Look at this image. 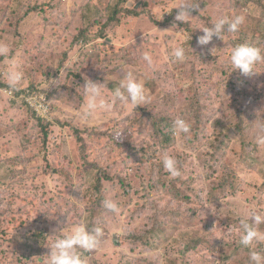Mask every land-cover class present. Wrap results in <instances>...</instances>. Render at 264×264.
Returning <instances> with one entry per match:
<instances>
[{"label": "rangeland", "instance_id": "obj_1", "mask_svg": "<svg viewBox=\"0 0 264 264\" xmlns=\"http://www.w3.org/2000/svg\"><path fill=\"white\" fill-rule=\"evenodd\" d=\"M117 1L0 0V43L9 48L0 55V81L8 86L6 73L15 65L24 76L18 88L37 85L49 94L68 86L84 97L69 105L49 99L52 115L40 110V117L21 100L0 94V264H47L54 235L79 223L103 229L97 249L79 250L85 264H250L252 249L239 243L237 229L249 209L264 214V145L255 142L256 123L264 118V65L252 76L232 71L229 46L220 58L213 39L190 44L189 32L175 18L158 24L176 16L173 10L183 0H125L117 20L108 22L105 8ZM209 1L195 0V19L186 23L199 27L204 16L214 22L221 14H243L260 25L252 34L255 25L243 24L241 33L259 40L264 26L259 7L232 9L233 0ZM133 20L130 29L123 28ZM81 28L86 37L73 46ZM178 45L186 49L183 63L172 57ZM144 52L152 55V65L142 59ZM128 73L144 82L148 103L132 109L117 101L110 111L80 118L85 80L105 82L103 94L111 102V89ZM238 90L258 95L239 115L231 103ZM192 95L203 99L198 101L203 131L173 134L172 144L163 148L158 130L168 132L176 118L188 123L187 109L201 108ZM31 112L45 121L46 146ZM224 113L232 126L243 120L247 127L236 135L227 130L230 143L222 158L214 154L213 125ZM243 142L251 145L249 156L240 151ZM164 154L176 158L180 176L164 169ZM82 157L97 165L95 173L100 170L96 177L103 187L96 198L87 192L92 178L75 171L84 167ZM106 200L119 211L106 209ZM259 227L264 231V224ZM37 232L40 239L26 242ZM254 245L264 254V242Z\"/></svg>", "mask_w": 264, "mask_h": 264}, {"label": "clouds", "instance_id": "obj_2", "mask_svg": "<svg viewBox=\"0 0 264 264\" xmlns=\"http://www.w3.org/2000/svg\"><path fill=\"white\" fill-rule=\"evenodd\" d=\"M196 7L195 0L191 3L188 0H183V2L175 7V9H178L175 20L184 24L195 19L191 15V10ZM244 23L245 16L243 14H221L211 26L197 28L203 32L197 38V43L200 46L208 45L213 37L222 40V34L224 32L235 34ZM186 39L187 41L191 39L190 34ZM8 52V46L0 43V55H7ZM172 57L174 62L183 63L187 59L186 49L182 45L176 46L172 51ZM142 59L148 65H152L153 63L152 55L148 52L143 53ZM229 62L233 69L232 71L239 70L245 76H252L253 74H257V65L264 63V52H262L260 47L251 43H240L231 48ZM6 76L8 87L4 91L11 97L17 90L18 85L23 81L24 76L22 72L16 70L15 65L6 73ZM51 84H56V81H52ZM82 88L86 97V103L83 105L79 115L84 121H88L98 111H110L117 101L130 105L132 109L150 101V97L146 95L144 82L138 80L132 73H128L117 87L111 89V102H108L103 94L104 90L108 89L105 82L98 83L87 79ZM256 128L257 135L255 142L258 145H264V118L256 123ZM173 131L177 135L188 134L190 132V125L184 119L176 118L174 120ZM161 159L164 169L172 177L181 175L178 161L174 156L164 154ZM104 207L114 213L119 211L118 204L112 200L104 201ZM261 224H264V214H261L257 208H251L247 212L246 218L240 220L239 228L237 229L239 243L244 246H249L252 249L249 252L250 264H264V254L256 251L254 245V242L257 245L264 242V231H261L259 227ZM54 237L55 239L50 254L48 255L47 264H85L79 250L97 249L102 243L103 229L96 227L88 230L83 223H79L70 227L66 233L63 228L60 234L54 235Z\"/></svg>", "mask_w": 264, "mask_h": 264}, {"label": "trees", "instance_id": "obj_3", "mask_svg": "<svg viewBox=\"0 0 264 264\" xmlns=\"http://www.w3.org/2000/svg\"><path fill=\"white\" fill-rule=\"evenodd\" d=\"M125 0H118L117 2H115L112 6L110 7H106L105 8V12H108V22H115L117 20V16L119 15V12H122V10L124 8L123 4H124ZM204 2L210 3L209 0H204ZM248 4H252L253 6L259 7L260 10L262 11V18L264 19V0H233V5L231 6L232 9H235L239 6H246ZM230 8V9H231ZM194 11V10H191ZM95 12L97 13L96 15H99V12L97 10H95ZM174 13L177 14V11L173 10ZM245 16V23L244 26L246 28H251L252 25H255L254 28H251V33L254 34L256 33V30L258 29L257 27L260 25V22H256L255 20H253L251 23L246 21L247 15ZM175 18V15L169 16L166 20L159 22L158 24L160 25H164L168 22H173V19ZM206 20V24L202 23L200 24L199 27H196L195 25H191L190 23H185L182 24L180 26L183 27V29L187 32H189L191 39H190V44L192 43H197L195 41H197V38L199 36H201L203 34L201 29H197V28H201V27H205V26H211V24L213 23V21H207L208 18L201 17L202 19ZM126 24H128L126 27H123L124 29H130V27H132L131 25L135 23V21L133 20V22L128 23L125 21ZM107 24V23H106ZM105 24V25H106ZM85 30L84 29H80L78 31V33L76 34V36L72 39V45L75 46L77 45V43L81 40H83L86 35H85ZM103 30H100V32H102ZM243 29H240L236 34L239 35V37H235L233 36L232 33H228V32H224L222 34V40L217 38V37H213V40L216 43V46H219L218 49V53L217 55L220 58H226L227 55V48L229 46V48L231 49L233 46L240 44V43H251L253 45H256L258 47L261 48L262 52H264V26H262V32L258 35V41H256V39H253L251 41H248L246 38L247 36L245 34H242L241 32H243ZM249 31V30H248ZM105 34H99L98 38H104ZM228 36V40L225 39V37ZM255 35H252V38ZM85 41V40H84ZM228 41V42H227ZM103 43V42H102ZM226 51V52H225ZM68 53L65 52L63 54V60L67 57ZM230 55V53H229ZM229 55L227 56L229 58ZM227 62H229V59H226ZM264 65V63H262ZM0 85L3 88H7L8 86L6 84H3V81H0ZM147 85L149 86V88H154L156 87V82L153 80H149V82H147ZM61 87V86H60ZM29 91V93L33 94V93H40L41 91H44L43 88H39L37 85L35 86H30V87H23V88H17V90L14 92L15 96H19L21 93H25V91ZM48 96V98L51 100V104H54V101L63 105H69V104H73L75 101L78 103V101L83 102L84 97L79 96L77 91H75L74 88L72 87H68V86H62L61 88H57L55 90H52L51 92H49V94H46ZM235 98L233 99L232 103V107L235 106V113L237 115L242 114V112H245L246 110L244 109L247 106V103H254L256 102V100L258 99V95L255 92H249L247 90H238L235 93ZM191 97H194V100L196 101V103H198L200 105V109H196L191 110V109H187L186 112V118L188 120V123L190 125V130L193 131V134L195 133V131L197 132L198 129L200 131H203L204 127L201 125L200 123L203 122L202 118H203V114H202V105L198 102L199 100H203L202 98H199L197 95H192ZM7 98V97H6ZM193 100V101H194ZM53 102V103H52ZM244 109V111L242 110ZM53 110V108H52ZM31 115L34 116L36 118V123L40 125L42 134H43V138H44V145L46 146L47 144V139L44 137V135L46 136L48 134V128L43 125L42 123L45 122L44 120L37 118L34 112H31ZM143 120L141 119H137L136 122L138 123H142ZM42 122V123H41ZM47 124V121L46 123ZM243 127H247V124L241 120L239 123L235 124V125H231L229 124V120L227 119L225 113L223 114V116L218 120H216V122L213 125L214 128V132L213 136L215 139V145L213 146L214 149V154L217 152V155L220 157H224V154L221 153V151L224 149L223 147H228L229 143H230V139L228 138L229 136V131L233 134L236 135L237 133L241 134V130ZM174 131H173V125L170 124V128L168 132H165V130H158V136L160 137V143L163 146V148H168L172 142L174 141ZM216 136V137H215ZM217 144L219 147H217ZM250 144H246L245 142L241 143L240 145V151L243 149L246 151L247 156H249V152L250 151ZM252 148V151L253 152ZM124 151V150H123ZM132 149H128V152H131ZM139 157L141 160H144L145 157V153H143V151L141 153H139ZM81 160H84V167H77L75 166V171L76 173L80 174L82 177H84L86 179L87 176H89L90 178H92L90 181L92 183V185H90L91 183L88 184L87 186V192H91L93 194V198H96V195L98 194L97 192L100 190V187L102 189L103 186H101V182L103 180H100L99 178L96 177L97 174H99L100 170H98L95 173V169L96 168V164L90 163L88 162L85 157H82ZM250 160H252L251 164L254 163V156L250 158ZM153 162V161H152ZM151 162V164H152ZM88 165V166H87ZM65 172V169H61V172ZM67 172V171H66ZM70 174V173H69ZM71 176V174H70ZM231 176V175H230ZM233 177V175H232ZM43 232V231H42ZM42 232L39 233H35L34 236H26V242H32L34 241V239L38 238L40 239L42 236ZM137 244V242H136ZM139 245L144 244V242H139ZM146 244V243H145ZM156 248L155 245L152 246V248ZM86 254V252L84 253Z\"/></svg>", "mask_w": 264, "mask_h": 264}, {"label": "built area", "instance_id": "obj_4", "mask_svg": "<svg viewBox=\"0 0 264 264\" xmlns=\"http://www.w3.org/2000/svg\"><path fill=\"white\" fill-rule=\"evenodd\" d=\"M4 89L0 86V94L7 97L9 101L16 100L19 102L21 100L22 103L27 105L30 109H32L36 114L40 116V110L45 111L46 117L52 115L51 104L48 96L45 93H29V91H25V93H21L19 96H15L14 93L11 97L4 91ZM41 117V116H40ZM44 119V118H43Z\"/></svg>", "mask_w": 264, "mask_h": 264}]
</instances>
